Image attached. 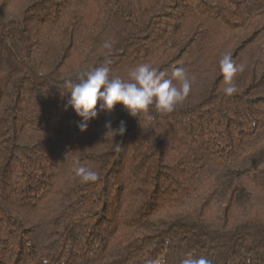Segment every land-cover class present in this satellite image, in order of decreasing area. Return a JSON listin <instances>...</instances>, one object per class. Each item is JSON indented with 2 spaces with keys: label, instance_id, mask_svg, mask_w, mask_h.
<instances>
[{
  "label": "trees",
  "instance_id": "1",
  "mask_svg": "<svg viewBox=\"0 0 264 264\" xmlns=\"http://www.w3.org/2000/svg\"><path fill=\"white\" fill-rule=\"evenodd\" d=\"M106 41L113 75L183 67L187 99L140 121L118 104L81 131L61 89L104 65ZM226 53L244 66L231 96ZM189 253L264 264V0H0V264Z\"/></svg>",
  "mask_w": 264,
  "mask_h": 264
},
{
  "label": "clouds",
  "instance_id": "2",
  "mask_svg": "<svg viewBox=\"0 0 264 264\" xmlns=\"http://www.w3.org/2000/svg\"><path fill=\"white\" fill-rule=\"evenodd\" d=\"M103 48L107 50L103 66L81 72L75 80L67 78L64 89H61L62 96L68 97L65 110L74 109L81 118L77 124L81 131H86L89 123L97 119L101 112L111 113L118 104L123 105L127 113L139 121L141 117L152 120L153 117L149 114L151 108L160 114H168L189 96L192 81L183 67H174L169 76L166 71L144 63L130 71L125 78L111 73V42L106 41ZM219 63L225 84L224 94L231 96L237 92L234 77L244 70V66L237 65L230 53L224 54ZM64 90L67 91L66 95ZM105 127L107 133L111 131L116 136H123L126 132L124 121L115 129L111 122H107ZM116 148L118 151V144ZM73 170L82 183L96 182L99 179L96 171L80 165L78 160L73 162ZM44 264H48V261L45 260ZM148 264H152V261H148ZM180 264H212V261L205 257L196 258L189 253Z\"/></svg>",
  "mask_w": 264,
  "mask_h": 264
}]
</instances>
